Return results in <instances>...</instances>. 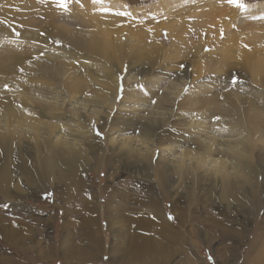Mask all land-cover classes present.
I'll return each instance as SVG.
<instances>
[{"label": "rangeland", "instance_id": "rangeland-1", "mask_svg": "<svg viewBox=\"0 0 264 264\" xmlns=\"http://www.w3.org/2000/svg\"><path fill=\"white\" fill-rule=\"evenodd\" d=\"M240 2L0 0V264H264V0Z\"/></svg>", "mask_w": 264, "mask_h": 264}, {"label": "bare ground", "instance_id": "bare-ground-1", "mask_svg": "<svg viewBox=\"0 0 264 264\" xmlns=\"http://www.w3.org/2000/svg\"><path fill=\"white\" fill-rule=\"evenodd\" d=\"M107 26V25H106ZM142 32H143V34H145L144 36H146L147 38H149L150 37V34L149 33H151V31H150V29L149 30H142ZM151 38V37H150ZM144 249V248H143ZM147 249V248H146ZM139 251H142V250H139ZM146 252H148V251H146ZM149 253V252H148ZM140 254H141V252H137V253H135V256H138V258H140ZM133 255V254H132ZM144 255H146L145 253H144ZM135 263V262H134Z\"/></svg>", "mask_w": 264, "mask_h": 264}, {"label": "snow or ice", "instance_id": "snow-or-ice-1", "mask_svg": "<svg viewBox=\"0 0 264 264\" xmlns=\"http://www.w3.org/2000/svg\"><path fill=\"white\" fill-rule=\"evenodd\" d=\"M230 2L234 3L238 8H245L246 5H244L240 0H230Z\"/></svg>", "mask_w": 264, "mask_h": 264}]
</instances>
